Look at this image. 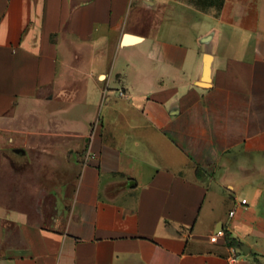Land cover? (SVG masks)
<instances>
[{
  "label": "crops",
  "instance_id": "0c3cea01",
  "mask_svg": "<svg viewBox=\"0 0 264 264\" xmlns=\"http://www.w3.org/2000/svg\"><path fill=\"white\" fill-rule=\"evenodd\" d=\"M0 264H264V0H0Z\"/></svg>",
  "mask_w": 264,
  "mask_h": 264
},
{
  "label": "built area",
  "instance_id": "2783aa9c",
  "mask_svg": "<svg viewBox=\"0 0 264 264\" xmlns=\"http://www.w3.org/2000/svg\"><path fill=\"white\" fill-rule=\"evenodd\" d=\"M125 94V92L123 91V92H121V95H124ZM97 126H98V122H96V124H95V127H94V129H93V132H92V136H94L95 135V131H96V128H97ZM96 158V154L92 151V148H91V145H89V147H88V154H87V162L89 161V160H92V159H95ZM244 203H247V200L246 199H244L243 201H242V204H244ZM234 214V211H232L231 212V215H233ZM216 238H217V236H214L213 238H212V240H216Z\"/></svg>",
  "mask_w": 264,
  "mask_h": 264
},
{
  "label": "trees",
  "instance_id": "16d2710c",
  "mask_svg": "<svg viewBox=\"0 0 264 264\" xmlns=\"http://www.w3.org/2000/svg\"><path fill=\"white\" fill-rule=\"evenodd\" d=\"M226 239L228 240V242L231 244V245H238V241L235 239V238H233L232 236H231V234L230 233H226Z\"/></svg>",
  "mask_w": 264,
  "mask_h": 264
},
{
  "label": "water",
  "instance_id": "95a60500",
  "mask_svg": "<svg viewBox=\"0 0 264 264\" xmlns=\"http://www.w3.org/2000/svg\"><path fill=\"white\" fill-rule=\"evenodd\" d=\"M243 250H247L246 247H243Z\"/></svg>",
  "mask_w": 264,
  "mask_h": 264
}]
</instances>
